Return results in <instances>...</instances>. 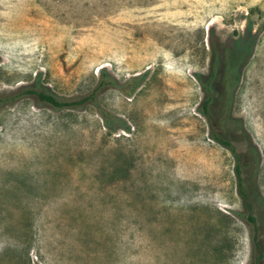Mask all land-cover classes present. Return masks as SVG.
Returning <instances> with one entry per match:
<instances>
[{
	"label": "rangeland",
	"instance_id": "1",
	"mask_svg": "<svg viewBox=\"0 0 264 264\" xmlns=\"http://www.w3.org/2000/svg\"><path fill=\"white\" fill-rule=\"evenodd\" d=\"M102 77L0 101V264H264V0H0V96Z\"/></svg>",
	"mask_w": 264,
	"mask_h": 264
},
{
	"label": "trees",
	"instance_id": "2",
	"mask_svg": "<svg viewBox=\"0 0 264 264\" xmlns=\"http://www.w3.org/2000/svg\"><path fill=\"white\" fill-rule=\"evenodd\" d=\"M254 50V40L252 37H248L247 39H237L234 40L231 45L228 46L227 52L230 59L229 64H227L225 67L227 70H231L233 73V83L236 85L240 79V65L245 60V58L249 57ZM223 63V56L220 52H215L214 54V66L212 69V72L210 74V78L214 79L217 75V66ZM103 74L105 70H102ZM200 78V76H198ZM116 86L117 82L114 78H101L98 87L90 94L79 97V98H64L56 93L52 92L49 88L43 86L39 80H37L34 84L31 86H26L21 89H19L16 93L7 95V96H0V101H12L15 98L18 97H33L36 99L39 103H44L49 106H51L54 109H63V108H81L86 104L89 103H96V97L101 88L104 86ZM203 86L205 89H208L207 85L203 83ZM212 97L209 96L207 99H205L202 103L200 111L206 115L207 117H210L208 105L211 102ZM105 122L107 126L109 127H115V126H124V123L121 119L115 120H109L106 115L104 116ZM115 119V118H114ZM237 123L239 121L237 120ZM213 139L219 142L220 144L224 146H229L231 148V151L235 153V148L230 144V142L223 137L219 136L218 134L212 135ZM258 154L257 149H251V155ZM236 173L238 175V181H239V192L243 197L244 204L247 207L249 211L248 218L250 221H254V218L251 214V204L249 202V195L248 193L243 189L242 186V179L240 176V168L238 165H236Z\"/></svg>",
	"mask_w": 264,
	"mask_h": 264
}]
</instances>
